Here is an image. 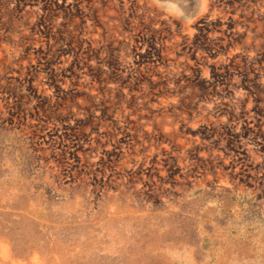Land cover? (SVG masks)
Returning <instances> with one entry per match:
<instances>
[{"label":"rangeland","instance_id":"rangeland-1","mask_svg":"<svg viewBox=\"0 0 264 264\" xmlns=\"http://www.w3.org/2000/svg\"><path fill=\"white\" fill-rule=\"evenodd\" d=\"M0 264H264V0H0Z\"/></svg>","mask_w":264,"mask_h":264}]
</instances>
